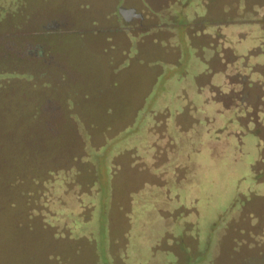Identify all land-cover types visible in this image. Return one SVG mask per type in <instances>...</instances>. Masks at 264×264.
Returning <instances> with one entry per match:
<instances>
[{
	"label": "rangeland",
	"instance_id": "374dc122",
	"mask_svg": "<svg viewBox=\"0 0 264 264\" xmlns=\"http://www.w3.org/2000/svg\"><path fill=\"white\" fill-rule=\"evenodd\" d=\"M111 5L0 0V29L12 21L35 30L27 16L37 13L64 14L73 27L43 39L45 76L0 82V181L10 186L0 188V264H264V74L251 72L263 89L244 105L217 113L212 86L232 58L224 51L208 65L212 45L198 40L211 34L218 53L264 52V0H175L172 18L153 13L157 23L144 32L105 29ZM229 27L236 37L224 34ZM2 52L13 54L8 41ZM255 63L264 53L247 66ZM209 139L227 142L216 157ZM174 152L200 166L195 186H177ZM193 196V207L177 208Z\"/></svg>",
	"mask_w": 264,
	"mask_h": 264
},
{
	"label": "flooded vegetation",
	"instance_id": "af4514ba",
	"mask_svg": "<svg viewBox=\"0 0 264 264\" xmlns=\"http://www.w3.org/2000/svg\"><path fill=\"white\" fill-rule=\"evenodd\" d=\"M117 1L114 0V5H111V9L114 12L115 18H111L108 26L105 29L110 28L115 30L116 24L121 23L125 28H131L136 32H142V31L144 32L154 27L155 24L157 23L156 18L153 17L154 15L153 13L161 12V16L165 17L166 19L172 18L171 12L168 9L175 0H140V1L123 0L124 1L123 6L126 7L116 8L115 4ZM241 4H242V9L244 10V3L242 2ZM239 6L240 4L238 5V7ZM28 9L30 8L28 7ZM33 14L34 12L30 13V15ZM61 15L59 13H56L53 14V16H48V19L46 18L44 20L43 17H40L38 13L35 16L34 15L27 16V19H29V22L32 21L31 24L35 28V30H31V31H27V29H29L28 25L26 26V28H22L21 30H19L21 24L17 23L15 25V23H11L12 21L11 22L9 21L7 23V28L0 29V30L7 29L5 33L0 32V36H1L0 37V50H1L0 51V82L4 81L7 83V85L9 84V82L14 83L13 79L11 78L10 80H4L6 76H9L11 74H28V75H34L35 78L36 71L37 72L41 71L43 76H45L44 72L47 68V59L46 61H44V58L47 53L46 46L48 42L44 41L43 39L57 38L58 36H60V34H63L73 28L71 27L72 24H70L67 20L62 19ZM87 18L89 19L90 17L84 16V20ZM7 20H9V18H7ZM73 20L75 19L73 18ZM84 20H82L79 17V19L77 21L75 20V22L76 24L79 25L81 21L84 22ZM193 21L195 24L199 25L201 24V17L194 18ZM0 23H2L1 20ZM73 26L75 27V25ZM192 26H196V25L193 24ZM229 28L230 29L224 34L229 38L233 35L236 37L237 30L234 31L232 27ZM204 38H208L209 40L207 39L206 42L212 45L211 50L213 53L210 55V58L207 61L208 65H210L213 62L215 64V62H217V60L221 58V54H223L224 51H226L225 53L230 54V57L232 58V60L229 63L224 64L222 62L223 67L217 70V72L221 73L222 75V79H223V81L221 80L222 84L220 83L221 82L220 81L218 86H212V91L215 92L216 97H218V100H216V102L218 103V109L216 108V111L217 113L218 112L222 113L224 111L228 112L229 110H233V109L236 110L240 105H244V103H246L248 94L251 91H255L260 86L262 87L261 89H263V84H261L260 86L258 84H252L250 79H251V72L264 74V72L263 73L260 72L259 69V68H264V63L263 64L255 63L253 64L252 67H248L247 65L250 57L256 56L264 52L260 51V49H256V46L255 47L253 46V47H246V49L240 47L241 48L240 51L243 52V55L240 56L237 54L235 48L232 49L225 48L222 49L220 53H218L214 49V47L217 46L219 42L215 43L213 41L214 38H212L211 34H205V35L203 34L202 38L200 37L198 40L202 41ZM246 39L237 38L235 42L237 45H241L243 42H246ZM7 41H8V45L10 46V49L13 51L12 55H5L2 52L3 48H5V46L7 45ZM221 42H225V41H221ZM261 43H262L261 47H264V41H262ZM48 55L51 56V54ZM236 60H241V63L239 64L240 65L239 67L237 66V68H234V64ZM48 68L51 69L50 67ZM229 68H231L230 72H228ZM248 69L250 70L247 71ZM232 79H234V83L232 82ZM3 87L1 88L0 86V89H3ZM263 95L264 93L261 92L259 95L260 102H258V105L261 104ZM232 96H234V98H232ZM163 138L164 137H162L160 142L158 141L159 143H155L154 146L155 148L160 147V144H162V146L164 144H169V139H170L169 136L166 137L165 142ZM167 151L165 150V152H160V154L165 153L164 155H167L168 154ZM155 159L153 160L155 161ZM139 162L142 161L140 160ZM154 166L156 168L158 166H161V164L160 165L153 164V167ZM143 168L144 167L142 164L141 169ZM143 170L144 172H147V168ZM147 176L149 177L152 176L150 179L157 178V174L152 175L147 173Z\"/></svg>",
	"mask_w": 264,
	"mask_h": 264
},
{
	"label": "trees",
	"instance_id": "16d2710c",
	"mask_svg": "<svg viewBox=\"0 0 264 264\" xmlns=\"http://www.w3.org/2000/svg\"><path fill=\"white\" fill-rule=\"evenodd\" d=\"M1 5H3V3ZM4 5H6V4H4ZM234 40H236V39H234ZM249 70L250 69H248L247 71H249ZM263 99H264V95H263ZM259 106H261V104ZM208 142H209V149H210L211 154L213 155V157H216L215 148L217 150L221 146V144H226L227 143V142H220L219 140H212V139H209ZM240 145H241V141H239V139H237V145L236 146H240ZM174 153H175L174 154V157H175L174 158V162H176L177 165H180L181 164L179 166V168L181 169V172L183 174V180H181L180 182H177L176 183L177 186L183 188L187 183L190 184V185L193 184L191 186H195L198 183L196 181V178H197V176H196L197 169L196 168L197 167H200V166H197V164H195V163L194 164H191V166L190 165L188 166V164H187L188 161H184L182 159H179V157H178V155L180 154L179 152L178 153L174 152ZM237 154H235L236 156L233 155V157L236 158L234 160H238L239 156ZM168 163H169V153L167 154V161L165 163H163L164 165L162 164V169H167L168 168ZM185 164H187L188 168H185ZM166 185H167V183L163 187H159V188L161 189L160 192H162V194L165 193V196L167 198L164 195H163V197H165L164 199H166V201L168 202V199L169 198L167 196V193L166 192H163L164 187ZM4 186L5 187H10L9 185L6 184V182L4 183V181L3 182L0 181V188H1L2 191H4L3 190ZM190 189H193L194 191H196L195 187L190 188ZM176 198H178V196ZM184 201L185 202H180L179 201L177 203V208L178 209L182 210L183 209V206H192V207L194 206V203H195L194 196L191 198V200H188V199L185 200L184 199ZM12 205H14V203ZM192 207H190L191 211H195L198 208L197 206H195L194 208H192Z\"/></svg>",
	"mask_w": 264,
	"mask_h": 264
},
{
	"label": "water",
	"instance_id": "95a60500",
	"mask_svg": "<svg viewBox=\"0 0 264 264\" xmlns=\"http://www.w3.org/2000/svg\"><path fill=\"white\" fill-rule=\"evenodd\" d=\"M120 12H121V10H120Z\"/></svg>",
	"mask_w": 264,
	"mask_h": 264
}]
</instances>
